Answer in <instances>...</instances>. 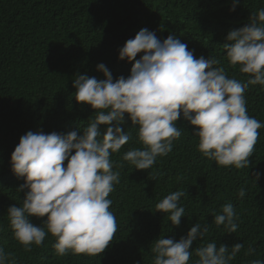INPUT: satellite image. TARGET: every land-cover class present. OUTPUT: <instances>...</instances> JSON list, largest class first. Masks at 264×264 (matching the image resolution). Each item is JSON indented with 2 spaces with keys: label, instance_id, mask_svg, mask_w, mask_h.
<instances>
[{
  "label": "trees",
  "instance_id": "16d2710c",
  "mask_svg": "<svg viewBox=\"0 0 264 264\" xmlns=\"http://www.w3.org/2000/svg\"><path fill=\"white\" fill-rule=\"evenodd\" d=\"M0 0V248L9 255L8 264H153L151 248L158 238L179 241L196 223L209 230L192 245L188 264L198 259L195 249L215 242L243 248L230 264H252L264 260V127L244 169L217 166L198 151L199 139L182 116L177 121L181 137L173 149L157 157L149 169L136 170L123 160L131 149L141 148L137 131L126 119L125 131L132 139L111 155L120 182L110 193L117 231L99 256H58L56 238L47 234L41 246L30 252L14 238L8 208L22 206L24 183L12 172L11 154L28 131H53L67 135L82 132L95 119L94 110L74 99L77 74L104 79L97 65L103 63L113 79L125 78L132 64L118 59L119 49L141 29L156 33L163 41L176 35L196 58L215 57V67H224L229 78L246 82L239 66L226 60L222 45L227 34L242 28L250 15L264 8V0ZM140 56L138 54L137 59ZM247 112L264 124V87L249 86L245 92ZM103 128V126H102ZM67 161H65V166ZM117 165L122 167L117 168ZM257 173L260 174L257 179ZM243 187V198L238 190ZM185 193L178 206L185 209L174 227L169 214L156 212V204L175 191ZM26 191V190H25ZM231 203L239 217L238 229L228 233L214 223L216 214ZM47 217H31L43 227Z\"/></svg>",
  "mask_w": 264,
  "mask_h": 264
},
{
  "label": "clouds",
  "instance_id": "9594fccd",
  "mask_svg": "<svg viewBox=\"0 0 264 264\" xmlns=\"http://www.w3.org/2000/svg\"><path fill=\"white\" fill-rule=\"evenodd\" d=\"M238 6L239 0H233L230 11ZM225 39V58L231 67L239 66L246 82L229 78L222 66L215 67L220 63L215 57L196 58L176 35L161 41L146 28L119 49L118 59L132 64L126 78L114 80L103 63L97 70L104 79L77 74L74 99L90 106L95 119L82 132L77 128L67 135L28 131L11 154V170L24 181L17 191L25 195L22 206H10L7 214L13 236L24 251L41 246L47 234L56 238L53 248L58 256L69 252L99 256L109 246L117 222L108 197L120 182V172L113 170L110 157L132 139L124 129L126 117L138 129L137 142L142 147L128 150L123 160L136 170L149 169L157 157L172 151L173 142L182 135L177 127L181 116L192 126L204 158L224 168L251 166L249 158L264 124L248 115L244 94L250 85L264 87V8ZM245 194L241 187L239 197ZM184 195L177 190L155 206L156 212L169 214L174 227L184 216V207L178 206ZM31 217L47 218L41 227ZM238 219L233 205L227 203L214 223L235 233ZM208 230V225L196 223L179 241L158 238L151 248L153 264H188L193 243ZM242 248V243L229 248L211 242L195 249L194 264H230ZM8 259L0 248V264H8ZM252 264H264V260Z\"/></svg>",
  "mask_w": 264,
  "mask_h": 264
}]
</instances>
